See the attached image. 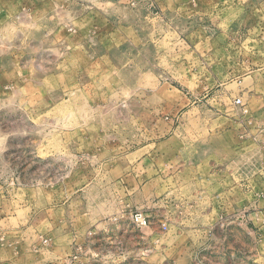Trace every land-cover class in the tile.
Masks as SVG:
<instances>
[{
	"label": "rangeland",
	"instance_id": "obj_1",
	"mask_svg": "<svg viewBox=\"0 0 264 264\" xmlns=\"http://www.w3.org/2000/svg\"><path fill=\"white\" fill-rule=\"evenodd\" d=\"M263 106L264 0H0V264H220L210 251L244 247L264 264V228L176 237L209 193L188 164L223 155L208 141L229 124L264 140ZM247 201L264 220V191Z\"/></svg>",
	"mask_w": 264,
	"mask_h": 264
},
{
	"label": "crops",
	"instance_id": "obj_2",
	"mask_svg": "<svg viewBox=\"0 0 264 264\" xmlns=\"http://www.w3.org/2000/svg\"><path fill=\"white\" fill-rule=\"evenodd\" d=\"M91 33H93V30ZM262 114L264 115V112ZM228 126L222 138H213L208 141L210 143L208 144V148L214 150L217 144L222 142L225 151L223 155H214L213 158H208L209 160H207L206 164L205 160L207 158H198L197 163L192 162L188 164V166H197L199 168L206 166L208 169L206 173H201L198 170L187 177L208 189L209 193L207 199L202 198V204L199 203L197 206H182L185 211H196L198 217L199 214H201V220L197 221V219L196 221H190L189 219H181L177 226L179 230L176 237L180 239L181 237H186V233L189 232L186 228L192 227V232H195L197 237L205 239L208 248H210L211 243L216 240V232L219 228L223 230L225 235H228V233L233 230H237L244 238L251 235L255 239L260 238L257 236L258 232L263 231L264 228V220L261 218V212H252L246 218L241 216V212L244 210L246 211V206H248L247 195L260 194L264 191V172H262V170H264V147L262 146L264 140L257 139L252 129L248 131L249 134H243V137H241L239 135L246 132L244 128L233 127L231 124ZM256 127L259 132L264 131V124H259ZM208 155H210V151ZM194 161H196V159ZM235 171H238V173H235ZM179 175H182V178L184 176L186 177L185 169H183V171H177L174 177L179 179ZM217 178L223 181L218 183ZM219 185L220 187H224L220 191L223 192V194L225 192L229 193L230 191L237 195L236 201H233L232 205L225 206L224 199L217 197L219 192L212 193L214 190L220 189ZM217 201H221L218 206L216 205ZM206 216L207 218L205 221L204 217ZM223 217H228L229 219L226 220L225 224L219 226L218 221ZM202 219L205 223L200 222ZM186 242H188L187 238L183 244ZM209 253V259L220 264H247L248 259L258 258L257 252H250L249 254L248 249L245 247L243 250H240L238 254L236 252H225L221 255L218 253L215 254L213 250ZM181 254H179L178 258L179 260L181 259L182 262L184 261L183 264H189L187 259L189 261L192 259L191 264H197V256L192 257L190 255L187 257L185 253L182 252Z\"/></svg>",
	"mask_w": 264,
	"mask_h": 264
},
{
	"label": "built area",
	"instance_id": "obj_3",
	"mask_svg": "<svg viewBox=\"0 0 264 264\" xmlns=\"http://www.w3.org/2000/svg\"><path fill=\"white\" fill-rule=\"evenodd\" d=\"M235 104L236 105H242L241 104V101L239 99L235 100ZM133 222L138 226V227H142V228H145L146 226H148L149 224V221L148 219L143 216L142 214H136L134 217H133ZM162 230L165 231L166 230V226L165 225H162Z\"/></svg>",
	"mask_w": 264,
	"mask_h": 264
}]
</instances>
